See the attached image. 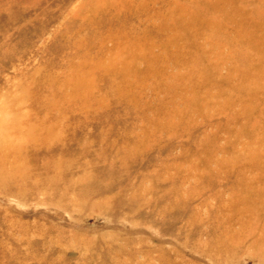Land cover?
Instances as JSON below:
<instances>
[{"label":"rangeland","instance_id":"rangeland-1","mask_svg":"<svg viewBox=\"0 0 264 264\" xmlns=\"http://www.w3.org/2000/svg\"><path fill=\"white\" fill-rule=\"evenodd\" d=\"M0 264H264V0H0Z\"/></svg>","mask_w":264,"mask_h":264}]
</instances>
